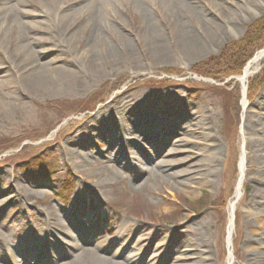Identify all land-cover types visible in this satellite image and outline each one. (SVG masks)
I'll use <instances>...</instances> for the list:
<instances>
[{"label": "rangeland", "instance_id": "rangeland-1", "mask_svg": "<svg viewBox=\"0 0 264 264\" xmlns=\"http://www.w3.org/2000/svg\"><path fill=\"white\" fill-rule=\"evenodd\" d=\"M199 7L204 16L187 18L183 30L171 12L150 8L167 49L168 58L160 59L135 5L122 4L115 13L124 39L111 26V15L102 31L115 52L95 60L87 15L59 21L47 13L45 0H0V264H71L100 239L107 255L122 247L119 259L132 251L139 252L138 264H148L149 255H159L155 264H182L175 240L189 235L190 224L199 226L210 247L205 264H229V203L243 155L233 264H260L264 207L255 202L264 188V163L258 161L264 159V126L257 133L251 127L258 118L264 121V60L254 65L246 85L238 78L242 73L221 81L199 69L242 39L262 17L264 0H199ZM21 11L37 29L13 24ZM211 21L223 32L216 33ZM183 33L193 35L194 49L183 45ZM124 42L133 50L121 49ZM148 101L156 104L159 119L135 123L127 134L131 147L110 148H132L145 171L116 162L119 176L111 178L100 168L108 163L103 154L111 141L98 116L121 103L134 108ZM175 105L191 113L185 131L169 126L179 122L170 114ZM161 160L176 165L158 175L146 170ZM18 213L21 221L14 225ZM123 221L145 228L144 242L151 240L146 249L135 250L134 237L129 247L127 239L112 245Z\"/></svg>", "mask_w": 264, "mask_h": 264}, {"label": "bare ground", "instance_id": "bare-ground-1", "mask_svg": "<svg viewBox=\"0 0 264 264\" xmlns=\"http://www.w3.org/2000/svg\"><path fill=\"white\" fill-rule=\"evenodd\" d=\"M48 4L49 11L48 14L51 13L58 15L59 21H66L67 19L73 20L76 17L75 16H82L83 14L88 16V21L91 24V33H92V43L89 45L91 58L98 60L103 59L108 55V52L113 53L115 52L112 43L106 38L105 33L102 31L103 23L106 22V25L104 27V30L106 29V26L108 24V17L111 15L114 16L116 20L114 24H111V26L118 31H120V28L122 30L124 27L121 25L119 20L117 19L115 9L120 8L122 4H134L137 11L140 13L142 22L141 25L144 27L145 30L149 31L152 34V45L153 50L157 53L155 58L160 59H166L168 57L164 56L167 53L165 49V42L160 38V36H157V20L154 15V13L151 12L150 8H156L158 9V12L161 14H166L168 12H171L173 17L175 18L176 22L183 28L186 26L187 18L191 16H199L200 18L204 16V10L199 7V0H83L84 3L80 6H73L71 3V0H45ZM77 2H81L82 0H76ZM68 5V6H66ZM211 12V10H210ZM26 15L24 11H21V17L18 16L17 20L13 23L14 25H17L21 28V30L31 29L35 28V25H33L32 22H26L23 20L22 16ZM75 15V16H73ZM212 27L214 28L215 32H223V28L215 23L210 22ZM211 28V27H210ZM3 29V26L0 24V34ZM37 29V28H35ZM120 34V33H119ZM121 35V34H120ZM183 45L191 48H195L197 45L196 40H194L193 35L190 33H183ZM215 38V35H213ZM121 37L124 39V36L121 35ZM124 47H120L121 49L133 50V46L128 43L124 42ZM96 49L102 50V52H95ZM109 50V51H107ZM116 56V55H115ZM264 60V47L261 48L255 56L248 61L247 65L244 68V72L238 76L239 80L246 85V82L249 79V76L252 73V69L254 65ZM263 104V103H262ZM156 104L152 101H148L146 104H142L141 106H137L134 108H129L125 104L121 103L116 109L109 108L104 113L98 116L101 125L102 131H105L108 133L107 137L109 138L110 146L109 148L104 152V158H106L107 164L101 165V170L104 173H107L109 177H118L119 176V168L114 164L116 162L120 163L122 167L125 170H132V169H141L144 168L145 171V165L140 162L139 156L132 151L131 139L127 136L128 132L135 129L137 125L135 123L145 122V123H151L159 117L155 113ZM174 117L179 118V122L176 123H170V125L175 124L176 127L180 128L181 131H185L190 128V122L188 119L191 117V113L188 112L186 109H182L179 106H172V113H170ZM134 116L136 117V120L131 121ZM264 121L261 118H258L251 127V130L253 133L258 132L259 126L263 125ZM140 126V125H139ZM100 135L101 132H98ZM179 133V132H178ZM75 141V140H74ZM114 142V143H113ZM116 142V143H115ZM76 145L79 143V139H77L74 142ZM120 143H126L129 144L130 147L128 151L125 153L123 151L119 152H112L110 151L111 146L119 145ZM81 144V143H80ZM258 148L260 147L258 144H256ZM262 147V146H261ZM259 151V149H258ZM169 153V152H168ZM258 161L264 163V159L262 157L258 156ZM176 165V163H168V161L161 160L154 164L152 168H147V171H151V173H154L156 175L160 173H164L166 171H169L171 168H173ZM240 171H241V177L239 178L238 185L235 189L234 197L231 202L229 203V223H228V246H229V258L228 262L229 264H233V247H234V222H235V210L237 206V201L240 198L242 194V188H243V174L245 172L246 162H245V155L241 157L240 160ZM181 171H174L172 174L179 175L181 174ZM264 174V172H263ZM261 200H257L255 203L256 205L258 203L262 204L264 207V188L263 191L260 194ZM67 211V209H66ZM69 213V209L67 211ZM84 213L88 221L92 219L90 217L85 209ZM55 218V215H54ZM53 221H57L58 219H54ZM97 219V218H96ZM21 221V214L18 213V216H15L14 225H16L18 222ZM58 222V221H57ZM94 222V221H93ZM94 225V224H93ZM92 225V229H94L95 226ZM5 225L1 224L0 227L3 228ZM118 236L111 242L112 245L119 244L121 242V239H127L129 247L130 240L134 237L133 243L136 245L134 248L135 250H141L147 248L148 244L150 243V239L146 242H144L145 237V228L137 226L136 224L129 222V221H123L122 223L118 224ZM186 231H188V236L181 240L176 239L175 242L178 243L179 250L182 252L180 253V259L186 260L182 264H205L209 263L211 260L210 256V247L208 246L206 240L201 236V233H198L199 226H191L186 225L185 226ZM95 231V229H94ZM200 232V231H199ZM138 233V234H137ZM138 235V236H137ZM126 236V237H125ZM136 236V237H135ZM95 237V236H94ZM125 237V238H124ZM157 237V235L153 236ZM160 238V237H159ZM52 242V241H51ZM103 240H98L95 242L96 244L94 247L89 249H84L79 252L77 255V260L74 263L71 264H138V256L139 252H132L130 251L126 256L122 259H119V255L121 254V248L118 246V249H115L111 255H107L106 253H103L104 246L102 244ZM126 245V244H124ZM121 245V246H124ZM159 243L156 245V249L159 247ZM78 248L79 246H75ZM200 249V252H193V249ZM131 249V247H130ZM192 250V251H191ZM201 255L200 258L196 261H192L190 258L194 255ZM258 255H262L261 259H258L260 264H264V252L261 251L258 253ZM165 256V255H163ZM159 255H149L148 257V264H155V261L158 259ZM257 261V260H256ZM258 262V261H257Z\"/></svg>", "mask_w": 264, "mask_h": 264}, {"label": "trees", "instance_id": "trees-1", "mask_svg": "<svg viewBox=\"0 0 264 264\" xmlns=\"http://www.w3.org/2000/svg\"><path fill=\"white\" fill-rule=\"evenodd\" d=\"M263 47L264 13L248 27L242 39L227 44L218 56L201 63L199 72L221 81L230 75L240 74L248 60ZM232 57L235 60L232 61Z\"/></svg>", "mask_w": 264, "mask_h": 264}]
</instances>
